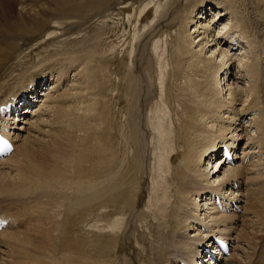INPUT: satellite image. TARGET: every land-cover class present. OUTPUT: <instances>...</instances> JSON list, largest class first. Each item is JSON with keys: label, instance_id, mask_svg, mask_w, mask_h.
Returning a JSON list of instances; mask_svg holds the SVG:
<instances>
[{"label": "bare ground", "instance_id": "obj_1", "mask_svg": "<svg viewBox=\"0 0 264 264\" xmlns=\"http://www.w3.org/2000/svg\"><path fill=\"white\" fill-rule=\"evenodd\" d=\"M25 95L0 264H180L209 246L200 224L264 264V0H0V106ZM223 141L258 161L213 183ZM225 187L241 230L210 206Z\"/></svg>", "mask_w": 264, "mask_h": 264}, {"label": "rangeland", "instance_id": "obj_2", "mask_svg": "<svg viewBox=\"0 0 264 264\" xmlns=\"http://www.w3.org/2000/svg\"><path fill=\"white\" fill-rule=\"evenodd\" d=\"M228 36L229 37H226V44H231V46L233 47V48H235V47H237V45H235V46H233L234 44H235V42L236 41H234L233 40V38H232V36L230 35V34H228ZM223 39H225V38H222V40ZM237 43V42H236ZM232 48V49H233ZM237 51V50H236ZM236 51H231L232 53H234V52H236ZM231 62H233V61H231ZM229 63V62H228ZM227 63V64H228ZM234 63V62H233ZM226 64V65H227ZM234 64H236L233 68H232V72H233V74H235V72L236 71H239V70H235L234 71V69H235V67L237 66V63H234ZM236 73H238V72H236ZM225 75V74H224ZM51 82H53L52 81V78H51ZM46 89V88H45ZM7 90V89H6ZM64 90V88H61V92ZM40 93H42V91L41 92H39V94ZM3 95V94H2ZM1 95V96H2ZM0 99H1V97H0ZM35 104V103H34ZM39 106V105H38ZM37 106V107H38ZM35 107V106H34ZM34 107H30L29 109H28V111L26 112V115L28 116V114H32L33 113V108ZM247 117H249V114L247 115ZM245 124V123H244ZM19 131H21L20 129H19ZM26 136V134L22 137V139L24 138ZM243 142V144L246 142V138L244 139V141H242ZM20 143H21V140L19 141V143H18V146L20 145ZM221 143H224V144H229V143H226V142H221ZM233 145H231L232 147H238V148H241V145H239V142L238 141H233V143H232ZM238 145V146H237ZM258 151H259V149H256L255 151H254V153H257V154H255L256 156H259V155H264V151H261L260 152V154H258ZM212 156H213V154H212ZM244 156V155H243ZM243 156L241 157V159L240 160H238V164H237V166L238 165H241V164H244V165H247L248 167L247 168H249L250 170H252L253 168H254V166H256V164H257V161H258V159L257 158H255L254 160H252V162H250V161H248L247 162V164H245V159L246 158H243ZM249 158V157H248ZM221 159V158H220ZM250 160V159H249ZM218 161V160H217ZM240 161V162H239ZM210 164L211 163H209V166H210ZM212 168V167H211ZM211 168L210 167H208V169H207V176L209 177V179L214 183L215 182V179L217 180V182H219V179H221L222 178V176L220 175V174H217V172H213V175H212V173H211ZM213 169L215 170V168L213 167ZM226 169V168H225ZM224 170V169H223ZM261 171L264 173V168H262V169H258L257 170V172H256V175L258 176L259 175V173H261ZM251 174V173H250ZM253 175H254V173H253ZM248 177V176H247ZM215 178V179H214ZM216 182V183H217ZM239 190V187H235V189H229V191H228V189L225 187V188H222V190L221 191H215V190H213L210 194H209V200H211V194L212 193H218L219 195H223V196H227V202H226V204L229 202V201H236V203H237V205H239L240 206V210L241 211H239L238 213H236L237 215H235V214H233V212L231 213L232 215H230L229 214V212L227 211V215H225V216H236V217H234L235 219H237V226H236V228H238V230H241V227L243 226V223H244V218H243V215H244V211H245V206H246V201L244 200L243 202L241 201V196L239 195V193L237 192V191H235V190ZM240 193L241 194H243L245 197H247V195H248V190L246 189V187H243V188H241L240 189ZM246 193V194H245ZM201 203H204V202H202L201 201ZM209 206V205H208ZM211 206V205H210ZM238 207V206H237ZM232 208V207H231ZM230 208V209H231ZM243 218V219H242ZM206 228V226L204 225V224H200L199 226H198V231L199 232H201V230L203 229V228ZM16 227H15V225H14V227L12 226V228H11V231L12 230H14ZM209 230V229H208ZM198 231H197V233H198ZM211 233H214L215 234V231H213V230H209V232L207 233V234H203L202 232H201V234L202 235H204V240H201V241H199V242H203V243H205V238H207L208 236H211ZM210 234V235H209ZM257 237L258 236H260V234H257L256 235ZM1 239V238H0ZM230 239V238H229ZM232 241V240H231ZM259 241V240H258ZM260 242V241H259ZM201 246H204V244H202V243H196L195 244V247H196V249H198L199 251L196 253H193V255H192V259L190 260V262H194L195 260H196V258H197V256L199 255V253H200V247ZM243 247L244 248H246V244H242L241 245V251H238L237 250V247L235 248V250H234V252L235 253H233L232 255H231V259L229 260L230 261V263L231 264H233V261H234V263H235V261L238 259V257H240V255L242 254V250H243ZM248 253H250V254H252L253 253V251L252 250H250ZM235 254V255H234ZM236 256H238V257H236ZM234 257V258H233ZM239 260H240V258H239ZM241 261H244V260H242L241 259ZM182 262V261H181ZM180 262V263H181ZM223 262H225V261H223Z\"/></svg>", "mask_w": 264, "mask_h": 264}]
</instances>
